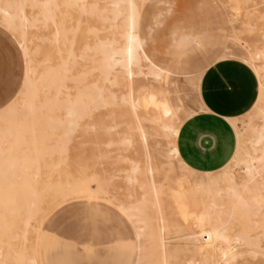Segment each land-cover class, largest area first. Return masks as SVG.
Segmentation results:
<instances>
[{
	"label": "rangeland",
	"instance_id": "rangeland-1",
	"mask_svg": "<svg viewBox=\"0 0 264 264\" xmlns=\"http://www.w3.org/2000/svg\"><path fill=\"white\" fill-rule=\"evenodd\" d=\"M13 1L15 0H0L2 6L16 5L17 3ZM181 1L184 3L182 9L184 17L195 25L194 31L197 32L199 26L206 28L213 35L211 40H214L211 46L202 48L205 52L187 51L184 56L179 57V63L175 67L176 76L173 78L172 88L177 90V96L184 110L191 115L197 110L195 107L202 106L198 96V80L195 79L197 77L183 74H195L215 58L216 60L233 59L239 61L233 51L226 49L225 46L236 50H240L242 44L258 46L259 34H261L258 26L264 23V0H233L229 4L227 3L228 5L224 4L223 0H218L221 5L233 6L241 10L240 13L236 10L229 15H223L221 19L206 13L205 8L194 0ZM223 12L227 14L225 9ZM24 14L25 27L23 29L20 14L4 19L12 26L16 38L18 37L20 41H23L22 49L17 47L12 34L0 24V108L5 105L4 113L0 114V145H2L0 151L3 153L0 154V169L14 166V162H19L15 167L20 168L19 171L0 173V176H41L36 186L39 189V197L43 205L40 206V211L38 210L39 212L35 215V225L34 221H31L26 235L25 247L31 246L36 249L39 264H133V232L129 224L116 210L102 201L87 197H62L63 192L60 187L65 186L67 190H77L84 189L88 183L90 190L106 188L107 186L112 188L114 187L113 184L117 185L120 180L127 189L137 190V195L132 199L135 202H141L142 191L128 185L125 179L123 161L126 158H131L146 163L152 159L156 168L160 160L159 148H164V141L159 139L155 132L154 138L148 140V143L151 142L153 145L152 154L148 157L138 134L130 131L135 126L132 123L133 112L125 108L92 111L91 114L83 116L84 119L79 122L73 134L68 138L63 137V131H65L63 124L57 123L48 128L44 124V120H30L31 118H63L65 115L59 114L58 116V114L55 115V111L47 109L25 112L28 107V101L25 102L26 97L28 99L31 96V87L29 86L31 64L36 69L33 75L35 80L38 73L42 72L45 64H54L57 58V50H53L54 47L51 44L41 41L42 38L50 37L51 28H30L29 23L33 21L36 25L40 24L37 19L30 15L28 3L24 6ZM242 14L247 15L253 28L252 31L248 32L239 28ZM238 15L239 18L237 19ZM221 20L225 23L230 21L233 24L228 25L222 23ZM89 24L96 25L92 21ZM228 27L234 28L239 44H232L227 41L230 31ZM168 35V30L159 34L165 42L168 40ZM223 37L226 39H222ZM199 43L201 42L198 41L197 44ZM187 57H190L192 61L184 63L183 61ZM251 65L255 74L257 69L264 81V57L257 64L251 62ZM25 78L28 81L26 88L23 85ZM257 78L255 77L258 93ZM33 90L35 105L40 106V95L37 88L35 87ZM255 100L257 99L255 98ZM125 112L127 113L126 117ZM51 114L53 115L51 116ZM242 120L244 121L243 115L231 119L234 130ZM113 122L119 124V128L116 130L112 129ZM29 128L33 129H30L29 132ZM128 134L131 136L134 147L128 154L119 155L115 151V146L110 147L109 144ZM247 137L245 134L240 137L242 143L238 153L240 158L246 155L244 143L248 140ZM32 140L36 145L44 147L64 141L67 149L63 155L41 152L36 156L30 150L34 143ZM262 149H264V145L260 147V151ZM236 158L237 154L234 155L233 159L236 160ZM32 160L34 162L29 163ZM256 163V167L260 165L259 162ZM173 171L175 172L173 173ZM175 174H180V170L174 165L169 169L170 182H174L175 178L172 179V175ZM209 174L219 180L220 189L225 187L224 184L228 179H233L241 195L252 198L259 194L260 200L264 201V171L259 176L256 175L249 180L240 165L233 164L218 173L211 172ZM155 175L156 183L165 180L163 174ZM139 177L141 181L146 182L143 175ZM87 178H89L88 182ZM121 180H124V183ZM178 180L172 186L173 189H178V191L175 189L177 193L181 194L182 203L180 205H174L167 195L160 194L162 189H157V198L162 200L163 204L158 207L150 206L143 214L144 224L149 227L151 234L142 236L141 245L144 249L140 251V256L146 258L153 253V263H150L148 258L142 261L147 264H157V262L162 261L161 256L165 255L166 259L164 260L169 262V258L175 256L173 247L182 246L184 243L174 237L172 233L175 230L184 233L190 232L195 226L194 214L202 212L211 216V225L218 234L222 233L227 236L231 233L229 236L231 238L233 236V240L239 236L245 238V243L235 241L228 250L223 248L219 251L220 253H217L209 242L207 245L205 243L201 251L203 255L200 254L202 264H212L213 260L214 264H263L259 257L255 258L248 255L243 248L245 246L251 248L254 245L264 246V218L260 219L259 214L256 217L247 214L240 207L235 206L232 199L226 194L217 195L215 189H213V195L195 193L187 178L183 177ZM243 186H246V189ZM190 187L191 189H189ZM251 192L255 193L252 195ZM211 203H215L217 206L211 207ZM181 211L184 213L182 214ZM171 214L175 215L176 218ZM180 215H182L181 218ZM181 222L184 224L181 225ZM192 225L193 227H191ZM153 233H156L157 237ZM151 238L157 240L158 243L147 244V240H151ZM19 242H21L20 239L15 241L16 248L21 245ZM188 251L186 245L183 251L184 256L185 254L188 255ZM222 251L224 252L222 253ZM190 254L193 255L192 252Z\"/></svg>",
	"mask_w": 264,
	"mask_h": 264
},
{
	"label": "bare ground",
	"instance_id": "bare-ground-1",
	"mask_svg": "<svg viewBox=\"0 0 264 264\" xmlns=\"http://www.w3.org/2000/svg\"><path fill=\"white\" fill-rule=\"evenodd\" d=\"M148 1L15 0L13 2L17 4L14 6H2L0 2V24L12 34L18 48H23V41H20L18 37L16 38L12 26L4 19L5 17H14L20 14L21 27L23 29L25 27L24 6L28 3L30 15L37 19L40 24L36 25L33 21L29 23L30 28H51L50 37L42 38L41 41L51 44L54 47L53 50H57V58L54 64H45L42 72L38 73L35 80L33 79V75L36 69L31 64L29 70L31 73L29 81L31 96L28 98L29 100L26 97L25 102L28 101V107L25 109V112L28 113L36 109H47L55 111V115H65L63 118H31L30 120H44V124L48 128L57 123L63 124L65 126L63 137L68 138L73 134L79 122L84 119L83 116L91 114L92 111L128 109L133 112V120L130 119L135 125L134 129L130 131L138 134V138L148 157L151 156L153 151V145L151 142L149 144L148 140H152L156 132L157 137L164 141V148H159L160 160L159 165L156 164V168L153 165L152 159L146 161V163L131 158H126L123 161L125 164L123 172L128 185L140 189L143 198L139 203H127L122 210L131 222L136 224L141 223L138 232L142 236L144 234L149 236L148 233L151 234L149 227L144 224L143 214L150 206L158 207L163 204L162 200L157 198L156 190L162 189L160 194L167 195L174 205H180L182 203L181 194L177 193L176 190L178 191V189H173L172 185L173 183H177L179 178L183 177L187 178L188 182L190 181L189 183L192 186L193 192L213 195V189H215L217 195L226 194L232 199L235 206L240 207L247 214L253 217L259 214L260 219H263L264 207L259 194L257 197L254 196L252 198L241 195L233 179H228L224 184L225 187L220 189L219 180L216 177L209 173L194 172L180 160L175 146V138L179 126L183 121L173 105L172 94L170 95V91L168 93L167 85L170 69L162 68L148 56L141 38L142 11ZM223 1L224 4H229L233 0ZM227 5L220 4L221 18L223 15H229V13L231 14L236 10L240 13V8L228 7ZM224 9L227 11V14L223 12ZM236 18L238 19L239 15ZM241 18L239 28L248 32L252 31L253 28L249 23L247 15L242 14ZM91 21L96 23V25L89 24ZM221 21L225 23L223 20ZM225 24L232 25L233 23L229 21ZM258 30L261 33L259 34L260 42L258 46L241 45V50L249 56L250 61L254 64L259 63L261 58L264 57V23L258 26ZM222 39L225 40L226 37ZM227 41L232 44H239L238 36L233 27L230 28ZM195 42H198V40L195 39ZM256 74L259 82V99L256 108L247 122H244L235 131L238 136L236 160L232 158L231 162L229 161L230 163L228 162L229 164L223 168L225 170L230 165H240L249 180L264 171V149L260 151V147L264 145V81L257 69ZM27 83L28 81L25 78L23 82L25 88ZM35 87L40 95V106L35 105L33 94ZM4 107L5 105L0 108V114L4 113ZM124 114L126 117L127 113L125 112ZM117 128H119V124L115 122L112 129L116 130ZM30 129L32 130L33 128H29L28 131ZM244 134L248 136V140L244 143L245 146L248 144L252 150L259 148L261 152L260 156L255 157L253 154H248L240 158L238 154L242 145L240 137ZM32 141L34 142V140ZM109 146H115V151L119 155H126L134 147V143L130 134H128L119 138L116 142L109 144ZM66 149L64 141L49 144L46 147L36 145L34 142L30 148L31 153L36 156L41 152L63 155ZM246 150L249 151L248 149ZM0 154L3 153L0 151ZM28 156L30 157V154ZM32 162L34 161L32 160L29 163ZM256 162L260 163L257 167L255 166ZM17 163L19 162H14V166L9 168H1L0 173L6 174L8 172L19 171L20 168L15 167ZM174 165L179 168L180 174L172 175L173 178H171L175 179L174 182H170L169 178L171 175H169V169ZM155 174L157 176L163 174L165 180L156 183L154 180ZM140 175L144 176L146 182L141 181ZM40 177L0 176V264H37L36 249L31 246L26 248L25 242L31 221H34L36 213L40 211V206L43 205L39 197V189L36 186ZM243 187L246 189V186ZM60 189L63 192L62 197L88 196L87 187L84 189L67 190L65 186H61ZM251 193L253 195L255 192ZM89 194V197L92 199V193L90 192ZM248 195L250 196L249 192ZM62 200L64 199L62 198ZM216 206L215 203H211V207ZM185 213L187 214V212ZM193 219L195 226L190 232L184 233L175 230L172 233L174 237L184 242L182 246L173 247L175 256L170 257L168 262L164 260L166 256L163 255L161 256L162 261L157 262V264H202L200 254L203 253L201 251L205 243L207 245V242L212 245L217 253L223 248L228 250L235 241L237 243H245V238L242 236H236L237 238L233 240V236L232 238L229 236L231 233L227 236H224L222 233L218 234L216 229L211 225L212 220L208 213H195ZM185 221L188 222L187 219ZM183 224L181 222V225ZM192 224L194 225V223ZM153 235L157 237L156 233H153ZM18 239H20L21 242L19 243L21 245L16 248L15 244L17 242L15 243V241ZM156 243L158 241L155 239L152 240L151 238V240H147V244L149 245ZM186 245L189 251L188 255L185 254L184 256L183 251ZM143 249L144 247L140 245L139 250L142 251ZM150 249L152 250V248ZM243 249H245L244 252L248 255L255 258L259 257L264 264V246L254 245L251 248L245 246ZM152 255L153 253L146 258L137 256L138 259L135 264H147L142 261L147 258L151 261L150 263H153ZM214 263L213 260L212 264Z\"/></svg>",
	"mask_w": 264,
	"mask_h": 264
},
{
	"label": "crops",
	"instance_id": "crops-1",
	"mask_svg": "<svg viewBox=\"0 0 264 264\" xmlns=\"http://www.w3.org/2000/svg\"><path fill=\"white\" fill-rule=\"evenodd\" d=\"M194 1L202 5L206 13L212 16H216L217 12V17L221 19L220 2L217 0ZM183 6L184 3L181 0H149L142 11L141 38L148 56L162 68L170 69L168 90L170 95L172 94L173 105L183 121L175 138L180 160L194 172L218 173L231 162L236 154L238 139L235 130L247 122L256 108L259 99L255 79L257 76L249 56L243 50L225 46L226 49L233 51L240 62L215 58L195 74H183L197 77L195 79L198 80V96L202 104L195 107L197 110L191 115L187 114L177 96V90L172 88L173 78L176 76L175 67L179 63V57L184 56L187 51L205 52L202 48L211 46L214 40H211L213 35L206 28L199 26L198 31H194L195 25L184 17ZM166 30L169 34L167 42L159 36ZM195 39L201 43L197 44ZM190 61H192L191 58L187 57L183 62ZM242 115L244 121L242 120L234 130L231 119ZM245 147L249 150H246V155L260 156L259 148L252 150L248 144ZM88 180L89 178L87 182ZM121 181L124 183V180ZM113 186L90 190L87 183V198H90L91 192L93 200L102 201L107 206L114 207L113 209L129 224L134 236L133 264H135L137 256H140L139 246L142 244V235L138 232L141 223L140 220V224H136L127 219L122 208L127 203H139L132 199L137 195V190L127 189L120 180ZM262 202L264 207V201ZM37 264H39L38 257Z\"/></svg>",
	"mask_w": 264,
	"mask_h": 264
}]
</instances>
